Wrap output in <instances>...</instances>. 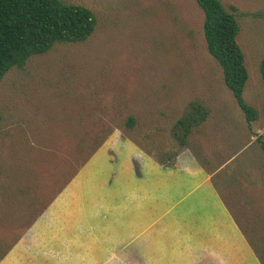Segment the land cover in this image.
Segmentation results:
<instances>
[{
  "label": "rangeland",
  "instance_id": "1",
  "mask_svg": "<svg viewBox=\"0 0 264 264\" xmlns=\"http://www.w3.org/2000/svg\"><path fill=\"white\" fill-rule=\"evenodd\" d=\"M63 1L93 12L92 34L32 56L0 82V264H211L198 255V231L192 232L199 242L188 233L183 238L191 256L179 263L167 257L177 258L176 239L164 253L137 248L136 263L125 261L128 247L112 244L128 242L127 229L119 232L134 216L128 191L144 190L148 179V186L156 182V171L135 182L130 175L136 169L132 175L142 176L134 161L154 160L146 148L157 156L177 152L158 168L176 172L169 175L170 188L177 170L197 181L214 166L231 171L241 189L220 187V194L248 246L232 254L235 264H264V0H220L235 7L240 26L237 42L248 73L243 97L258 112L250 123L206 50L195 0ZM192 103L201 104L207 117L181 148L175 124ZM128 116L134 117L131 129L124 124ZM168 205L169 214L153 215L151 225L159 230L167 223L176 236V225L191 222L177 215L175 200ZM48 215L53 230L64 221L89 231L90 245L72 255L42 241L35 246V239L23 251L28 234L38 233V222Z\"/></svg>",
  "mask_w": 264,
  "mask_h": 264
},
{
  "label": "crops",
  "instance_id": "2",
  "mask_svg": "<svg viewBox=\"0 0 264 264\" xmlns=\"http://www.w3.org/2000/svg\"><path fill=\"white\" fill-rule=\"evenodd\" d=\"M154 160L146 159L134 161L135 163L139 162V171L142 176H136L137 170L131 169L132 172L136 174L132 175V172V174H130L134 182L139 181V179H148L151 177L152 171H156L157 173L155 183L151 182L148 186L147 183H149L151 179L144 181V190L128 191V197L130 199L129 209H131L132 214L134 213V216L128 217L127 228L125 226H123V228L119 227V232L127 229V234L123 233V236L128 239V242L112 243L115 247L129 248L127 255L130 258L125 261L137 262V248H156L164 253L165 251L163 247H165V245L176 246L174 244L176 239L178 241L177 258H173V254L171 256L168 254L167 257H172L168 259L169 263H179L181 260H184L185 256H191V246L187 247V244L182 242L183 238L188 233L189 240H194L198 238V233L192 231H198L201 238L199 244V251L201 252L198 253L199 256L211 261V264H235L237 259L235 258V255L232 254L238 252L239 245L241 247L242 245H245L247 248L248 246L246 243L243 244L242 237L239 233L240 231L235 224L234 219L231 218L226 204L223 203L220 194V187H222L223 190H227L231 189L234 185H238L240 190L241 182L236 181L235 178V181L228 180L231 171L229 172L225 167L214 166V168L206 170L203 168L206 172V176L204 178L202 177V180L200 177L199 181L190 175L185 176L184 172L180 174L179 170H177L178 175L176 180H172L174 183L170 188L169 175L176 172L170 174L167 169H158L160 163ZM152 184L156 185V192H153L152 190L148 192L147 188H151ZM123 196H126V193L120 192V198ZM169 198L175 200V205L172 208L176 209L177 215H183L181 219L191 222L186 223L185 225H176V236L174 235V228H170L167 223L164 225L163 223L159 224L163 225L159 230L158 224L155 225L157 226L155 230L153 225H151V217H153V215L160 214L164 217L169 214ZM114 206L116 205L114 204ZM154 209H160V212L157 211L156 213H153ZM174 209H172V211H174ZM98 210L101 212L100 207ZM191 211L194 214H192ZM49 217L50 216L48 215L38 222L41 225V229L38 228V233H33V229L31 230L27 237L29 242L26 243L25 241L24 245H22L24 249L23 251L26 249L30 251V248L34 247L35 239V246L39 245L42 241L44 246L45 244H48L49 246L53 245L55 247L67 248V253L72 255L78 253L77 251L79 247L83 248L90 245V243L87 244L91 238L89 231L74 228L71 226V222H68L66 225L64 221H62L63 223L61 224L55 223V228L53 230L50 228L52 225L46 223ZM99 218L104 219L105 213L102 212V215L100 213ZM115 222L116 225L122 223L121 219L120 222H117V219ZM105 238L106 235L104 234L100 237L99 241L105 242ZM99 241L97 239L95 242L97 248L100 247L98 244ZM102 244L103 243H101V245ZM31 252L33 254L32 249ZM36 254H38L37 251ZM144 256L148 261L149 256L147 254ZM162 262H164V260Z\"/></svg>",
  "mask_w": 264,
  "mask_h": 264
},
{
  "label": "trees",
  "instance_id": "3",
  "mask_svg": "<svg viewBox=\"0 0 264 264\" xmlns=\"http://www.w3.org/2000/svg\"><path fill=\"white\" fill-rule=\"evenodd\" d=\"M195 3L203 14L206 50L217 62L224 85L250 123L257 119L258 112L243 97L248 73L243 51L237 42L240 26L234 14L235 7L228 9L220 0H195ZM96 23L89 8L63 0H0V82L9 70L23 68L32 56L44 54L56 44L85 41ZM259 72L264 84V56L259 61ZM190 106L191 112L177 119L175 124L180 130L181 148L186 145L191 129L207 117L201 104ZM124 124L131 129L134 117L128 116ZM145 151L160 164H167L177 154L157 156L150 148ZM228 178L235 181L233 175Z\"/></svg>",
  "mask_w": 264,
  "mask_h": 264
}]
</instances>
